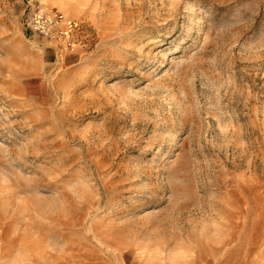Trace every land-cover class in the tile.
<instances>
[{
  "label": "rangeland",
  "instance_id": "1",
  "mask_svg": "<svg viewBox=\"0 0 264 264\" xmlns=\"http://www.w3.org/2000/svg\"><path fill=\"white\" fill-rule=\"evenodd\" d=\"M0 264H264V0H0Z\"/></svg>",
  "mask_w": 264,
  "mask_h": 264
}]
</instances>
